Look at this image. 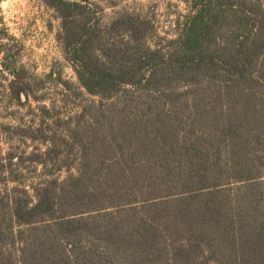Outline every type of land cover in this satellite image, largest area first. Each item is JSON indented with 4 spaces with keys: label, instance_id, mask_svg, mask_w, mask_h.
Masks as SVG:
<instances>
[{
    "label": "trees",
    "instance_id": "obj_1",
    "mask_svg": "<svg viewBox=\"0 0 264 264\" xmlns=\"http://www.w3.org/2000/svg\"><path fill=\"white\" fill-rule=\"evenodd\" d=\"M181 1L161 46L141 15L44 0L93 101L75 173L0 146V264H264V0Z\"/></svg>",
    "mask_w": 264,
    "mask_h": 264
},
{
    "label": "rangeland",
    "instance_id": "obj_2",
    "mask_svg": "<svg viewBox=\"0 0 264 264\" xmlns=\"http://www.w3.org/2000/svg\"><path fill=\"white\" fill-rule=\"evenodd\" d=\"M98 1L105 23L125 12L144 17L152 45L175 39L179 22L190 12L181 0ZM0 9V30L7 35L0 53V146L14 153H65L75 173L73 153H81L77 145L84 139V107L93 98L80 87L58 40L62 20L44 0H0ZM11 59L15 63L7 69L4 64ZM25 90L29 96L18 100L16 93ZM70 173L64 168L56 177L65 180Z\"/></svg>",
    "mask_w": 264,
    "mask_h": 264
}]
</instances>
